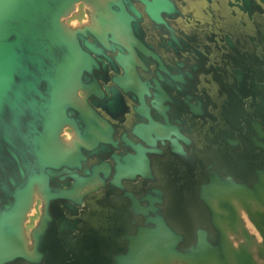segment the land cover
<instances>
[{
    "label": "water",
    "instance_id": "obj_1",
    "mask_svg": "<svg viewBox=\"0 0 264 264\" xmlns=\"http://www.w3.org/2000/svg\"><path fill=\"white\" fill-rule=\"evenodd\" d=\"M241 2L247 7L251 0ZM79 5L87 20L79 26L67 24ZM171 7L169 0H0V264L94 263L86 252L92 250L87 244L93 237L88 236H95L97 230L86 234L92 229L87 228L83 237L87 224L80 222L70 204L80 205L90 190L103 188L109 178L108 164L85 166L88 156L106 146L118 149V140L122 147L128 145L126 132L116 139L123 128L111 119L124 113V95L131 93L139 101L135 113L145 118L144 124L138 118L134 134L146 140L148 154L157 152V146L167 148L179 165L165 169L164 184L145 193L144 207L133 193H123L110 198L114 214L103 205L106 201L100 202V208L87 204L82 209L91 220L89 226L99 231L118 227L115 222L121 220L118 225L126 235L127 250L114 257V264H254L249 247H236L232 239L242 227L241 211L249 216L258 204L264 213V52L237 58L221 55L214 42L147 41L140 27L143 15L161 24V14L171 13ZM148 61L162 74L157 71V79L145 83L140 75L152 65ZM207 77L214 102L224 98L217 90L227 94L221 116L228 126L208 143L206 153L197 145L204 142L203 129L195 131L197 123L190 115L201 117L207 111L199 95L204 94ZM191 84L197 88L194 95L174 104L169 90L178 99ZM151 91L154 99L142 114L141 101ZM211 108L206 115L220 114L219 104ZM151 110L159 117L151 116ZM65 129L69 137L63 136ZM222 147L238 148L236 155L248 153L247 161L257 151L262 163L260 171H253L256 178L241 182L247 169H235L230 153L219 158L225 166L217 174L216 163L204 156L219 155L213 148L220 152ZM133 148V156H111L112 184L117 187L143 175L153 180L150 158L142 162L138 146ZM62 175L71 181L66 188L59 185ZM126 196L132 203L122 209L126 211L122 219L119 201ZM36 199L43 208L28 235L25 224ZM55 201L63 202L69 217L63 216L58 231L53 228L49 234ZM156 203L166 208L158 210ZM61 207L56 204L55 210ZM201 207L212 214L213 226L215 219L221 226L219 238H212L201 226L206 221L199 213ZM171 217L177 226L193 220L195 235L174 230ZM102 235L100 243L107 241ZM179 243L189 248L181 250ZM246 243L250 245L251 238L246 237ZM103 253L97 250L100 258L95 264H108V257L101 260Z\"/></svg>",
    "mask_w": 264,
    "mask_h": 264
},
{
    "label": "flooded vegetation",
    "instance_id": "obj_2",
    "mask_svg": "<svg viewBox=\"0 0 264 264\" xmlns=\"http://www.w3.org/2000/svg\"><path fill=\"white\" fill-rule=\"evenodd\" d=\"M172 4V12L169 14L162 13L161 19L163 23L161 24H154L152 21H150L145 15H143V19L140 23L141 30L143 32V36L147 41H170L172 38L177 40L178 42H188V41H203L205 43L208 42H214L220 47V54L223 56H247V54L253 55H260L261 52H264V0H251L249 5L247 7L243 6V3L241 0H169ZM87 20L86 15L83 12L82 5H79L77 8V12L74 13L70 18L66 19L67 24H72L73 26H79L83 24ZM231 44L229 46L227 44ZM161 60L163 63L167 64V60L160 55ZM148 63L152 64L151 66H148V70L141 72V80L145 83L152 81L153 79H157L155 73L159 71L161 74V70H159L154 63L148 61ZM186 71L189 69L186 68ZM256 70V69H255ZM222 77L224 78V75L222 74ZM221 77V79H222ZM226 79V78H224ZM210 77L205 78L204 84H203V92L204 94H199L201 96L202 102L205 107H207V111L205 115L201 117H195L190 115V119L194 120L197 125L195 126V131H198L200 129H203L201 131V138L204 140L203 143H198V150L201 152L207 151L208 143L213 140V137L219 132V130H223L228 126V124L225 122V119L222 118V112H224L223 108L228 105H224V103L228 100L227 94H225V91L221 89V92L217 90V92L221 95V98H223L222 101L214 102L212 99V94L210 92L209 87H211ZM212 83V82H211ZM166 86H170V83H166ZM189 85V84H188ZM217 86V85H216ZM188 87V86H187ZM192 84L190 85L188 90L185 89L182 93L178 95L175 91L169 90L168 94L171 96V99L173 100L174 104H177L178 102H182L186 96H190V94L194 95L193 89L197 88H191ZM202 87V86H201ZM219 88V86H217ZM151 94V95H150ZM150 95V96H149ZM204 96H208L211 98V100H205ZM154 99V93L151 91L148 94H145L143 96V100L141 101V109L142 114L145 111V108H148L150 105V102ZM125 110L124 113L119 115L116 120H113V122H119L118 126L122 127V130H119V134L116 135V139L120 138L121 133L124 131L126 132L128 145L122 147L121 141L118 140V146L114 149L111 146H106L107 149H100L97 150V152H94L92 155H89V161L85 166L88 168L92 165H96L100 162H104L110 166V174L108 180L105 182V186L101 189H98L96 191L90 190V193L87 194L83 199L82 203L80 205L73 206L70 204V206L75 208L74 214L77 216L80 222H84L86 227L82 230L81 235L84 237L85 230L88 229L86 234L93 232L94 230H97L95 236H88V238L93 237L92 242H88L87 246L88 248H92L91 251L86 252V255L91 258V260H94L92 264H95V259L100 258V256L97 255V250L102 249L104 251L102 255V261L107 259L108 257V264H114V257L116 255H121L123 252L126 253L127 250V241L125 240L124 236L122 235L121 228H119V223L121 222L120 219L115 222V218L112 220L116 223L118 227H111L107 229L101 228L99 231V228L90 227L89 224L91 220L85 216L86 212H84L82 209L85 207H88L87 204H89L92 208H100L101 201H106L107 203H104L105 208L110 214H114L115 210L113 209V206L110 207V198H114L116 196H119L123 193H133V196L135 198L130 197L131 199H136V201H139L140 206H145V200L144 198L147 197L146 192L151 188L156 186H162L164 184L162 177V173L167 170L169 167L176 165H179L178 161L175 159L174 155H172L167 148L157 146L155 153L148 154L147 153V146H146V140H142L143 138H137L134 134V127L137 124L138 118L143 121V124L145 123L144 115H138L135 113V110L137 109L139 105V101L134 97V95L128 94L124 95L123 98ZM223 102V103H222ZM194 103V101H193ZM219 104L220 106V114L219 115H213L208 116V111H211V105L212 104ZM226 104V103H225ZM164 105H168V103H164ZM209 108V109H208ZM145 114V113H144ZM151 116H155L156 113L154 111H150ZM137 117V118H136ZM158 118L159 116L156 115ZM211 117L213 119H211ZM108 118V117H107ZM142 125V124H141ZM214 128V131L212 132L211 129ZM194 131V135H195ZM200 133V131H199ZM70 131L68 129L64 130V137H69ZM193 135V136H194ZM191 136L192 138H194ZM136 145L139 148L140 152V160L142 162L145 161L146 157L150 158V167L153 174V180L148 175L138 176L131 180H123L121 186L117 187L116 185H113V176H114V167L115 162L112 160L111 156L114 154V156H124V155H131L133 156L135 154L133 146ZM216 150V153L219 155H206L205 158H208L209 161H213L216 163V167H213L214 171H217V174L221 169L224 168V164H220L219 158L226 157V154L230 153V159L235 163L234 168L244 169L246 167L247 171L244 174V179H239L241 182L244 183V181H249V178L255 179L257 176V171H260V165L262 162H260V155L257 153V151L254 150L253 154L256 155L254 157L252 155V160H248L247 156L248 153H238L237 155L234 154L237 151L238 148H235L233 150H228L227 148L224 149V147L221 148L222 151L218 152L217 148H213ZM232 151V152H231ZM208 152V151H207ZM206 152V153H207ZM205 153V154H206ZM211 154V153H210ZM200 158V157H199ZM203 158V157H202ZM208 162H205V169ZM201 168V166H200ZM253 171H256L253 173ZM223 176V174H222ZM64 177V180L59 182V185L62 188H66L67 185L71 183L70 179H68L65 175H62ZM224 177V176H223ZM253 181V180H252ZM165 182H169L165 180ZM172 182V181H171ZM203 182L207 183V179H205ZM174 182L169 183L172 185ZM251 183V182H250ZM253 183V182H252ZM58 184V183H57ZM109 200V201H107ZM124 201L120 200L119 209L122 210L126 205L132 203V201L128 198V196L123 198ZM55 201L52 206L54 210H51V227L49 229V234L52 233L53 228L58 227L59 223L63 221V216L67 215L63 208L65 206L62 204L63 202ZM92 202V203H90ZM68 203V202H66ZM110 203V204H108ZM57 207L61 205L62 207L59 210L56 209ZM65 204V202H64ZM94 205V207H93ZM156 208L158 210L162 208H166L165 206H162L160 203H156ZM169 207V206H167ZM260 205L254 204L252 207L251 214L248 216V214L244 211H241L239 213V220L241 222V226L237 229V239H232L233 244L236 247L247 245L246 247L253 252L254 257V264H264V241L261 234L264 235V213L263 211L260 212L259 210ZM42 203L40 200L36 199L35 203L33 205V208L31 210V215H29L28 222L25 224V229L27 234L29 235L30 232H32L41 217L42 212ZM202 211L200 210V214H204L206 221L205 223H202L201 226L204 227V229L209 232L210 236L214 239L219 238V235L221 234L222 230H220L221 226H218V221L215 219L216 226H213V223L211 222V216L212 214L207 210H204L201 207ZM264 209V208H263ZM119 210V212H120ZM89 213L93 211V209L88 210ZM126 211L122 210L121 214L123 215L122 219L126 216ZM159 212V211H158ZM262 213V214H261ZM94 214V213H91ZM89 214V216L91 215ZM128 214V213H127ZM142 216L138 217L140 219V222L144 223V217L143 214L140 213ZM193 214V212L191 213ZM61 216V217H59ZM68 216V215H67ZM93 218L95 216L92 215ZM69 217V216H68ZM91 217V216H90ZM168 219H170V216H165ZM172 218V217H171ZM216 218V217H215ZM85 219H88L89 221L86 222ZM174 217L172 218V224L175 227L174 230L181 231L182 233L188 231L191 234L195 235L193 230H195V226L193 224H196L193 220L189 222H186L183 224V226H177V223ZM61 220V221H60ZM99 219H96V222ZM93 222L95 223L94 219ZM142 223V224H143ZM191 223V227H187L186 225ZM172 224L169 222V225L172 226ZM221 225V224H219ZM225 228V227H224ZM223 228V229H224ZM186 229V230H184ZM222 229V228H221ZM56 231H58V228H56ZM118 231V235H115V233ZM58 233V232H55ZM53 233V234H55ZM128 233L132 234L133 229L129 228ZM244 233L246 234V237L251 238V243H246V237L244 236ZM128 234V235H130ZM104 237L105 241L104 243H100V236ZM95 237V238H94ZM49 238V237H47ZM97 238V239H96ZM214 239L210 240L212 241V245L214 244ZM97 240V241H96ZM83 244V243H82ZM32 241H31V248H32ZM73 246V245H71ZM69 246V247H71ZM84 248V245H82V248ZM179 248L181 250H186L189 248L187 245H183L182 243H179Z\"/></svg>",
    "mask_w": 264,
    "mask_h": 264
}]
</instances>
